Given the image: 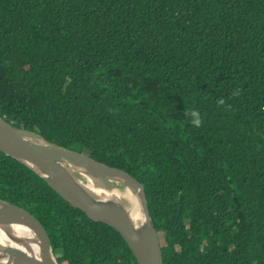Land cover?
Segmentation results:
<instances>
[{
  "label": "trees",
  "instance_id": "16d2710c",
  "mask_svg": "<svg viewBox=\"0 0 264 264\" xmlns=\"http://www.w3.org/2000/svg\"><path fill=\"white\" fill-rule=\"evenodd\" d=\"M0 117L137 178L164 264H264V0H0ZM0 199L59 264H138L1 152Z\"/></svg>",
  "mask_w": 264,
  "mask_h": 264
},
{
  "label": "water",
  "instance_id": "95a60500",
  "mask_svg": "<svg viewBox=\"0 0 264 264\" xmlns=\"http://www.w3.org/2000/svg\"><path fill=\"white\" fill-rule=\"evenodd\" d=\"M0 152L25 164L64 200L91 220L115 229L127 242L138 264H164L161 243L151 217L145 186L127 171L101 163L85 153L48 143L37 132L15 127L0 117ZM112 192L120 185L135 193L142 220L134 221L121 199L105 198L86 188L83 180ZM23 222L39 246L34 255L15 247L0 252V264H59L43 224L28 210L0 199V225ZM16 241H21L14 237Z\"/></svg>",
  "mask_w": 264,
  "mask_h": 264
},
{
  "label": "bare ground",
  "instance_id": "6f19581e",
  "mask_svg": "<svg viewBox=\"0 0 264 264\" xmlns=\"http://www.w3.org/2000/svg\"><path fill=\"white\" fill-rule=\"evenodd\" d=\"M83 181L86 188H88L91 192L95 193L96 195H101L105 198H124L129 200L132 205L128 206L127 203V208L132 218L134 219V221L142 220L140 208L135 200L136 198H134L135 196H132L133 193L130 190H126L123 193H120L117 190L112 192H106L100 187H98L96 183L91 179ZM14 237H18L19 239H21V241H16ZM5 247H15L34 255L39 254V246L36 242L34 232L32 231L29 225L19 221L7 222L5 224L0 225V252Z\"/></svg>",
  "mask_w": 264,
  "mask_h": 264
},
{
  "label": "clouds",
  "instance_id": "9594fccd",
  "mask_svg": "<svg viewBox=\"0 0 264 264\" xmlns=\"http://www.w3.org/2000/svg\"><path fill=\"white\" fill-rule=\"evenodd\" d=\"M186 114H188V113H186ZM192 116H194V117H197L196 119H191V123L194 125V126H196V127H200L201 125H202V119H201V117H200V114H199V112L198 111H195V110H193L192 111Z\"/></svg>",
  "mask_w": 264,
  "mask_h": 264
},
{
  "label": "rangeland",
  "instance_id": "374dc122",
  "mask_svg": "<svg viewBox=\"0 0 264 264\" xmlns=\"http://www.w3.org/2000/svg\"><path fill=\"white\" fill-rule=\"evenodd\" d=\"M118 192H120V193H123V192H125L126 191V189H123L120 185H117V189H116ZM133 193V192H132ZM132 196L134 197V198H136L135 200H136V202H137V204L139 205V203H138V198L136 197V194L135 193H133L132 194ZM121 201L127 206V203H128V206L129 205H132V203L131 202H129V200H127V199H124V198H121Z\"/></svg>",
  "mask_w": 264,
  "mask_h": 264
}]
</instances>
